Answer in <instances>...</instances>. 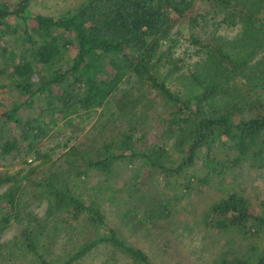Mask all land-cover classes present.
I'll return each mask as SVG.
<instances>
[{
  "label": "trees",
  "instance_id": "obj_1",
  "mask_svg": "<svg viewBox=\"0 0 264 264\" xmlns=\"http://www.w3.org/2000/svg\"><path fill=\"white\" fill-rule=\"evenodd\" d=\"M35 1L0 0V94H17L0 109V158L36 161L0 173V235L19 227L0 264H87L95 250L108 253L100 264H156L129 234L149 242L183 199L229 172L264 169V0H214L222 22L241 27L231 40L190 35L202 48L194 68L175 57L172 35L197 0H82L57 16L33 12ZM144 98L162 107L146 143L147 115L132 114ZM109 105L85 143L56 158L43 151L59 124L101 119ZM125 163L158 173L163 197L133 196L141 171L119 187ZM93 173L104 180L90 186ZM243 191L201 215L208 229L250 240L214 264H264V199L256 210ZM34 202L46 204L43 217Z\"/></svg>",
  "mask_w": 264,
  "mask_h": 264
},
{
  "label": "rangeland",
  "instance_id": "obj_2",
  "mask_svg": "<svg viewBox=\"0 0 264 264\" xmlns=\"http://www.w3.org/2000/svg\"><path fill=\"white\" fill-rule=\"evenodd\" d=\"M81 1L36 0L31 8L35 13L57 16L62 11L74 7ZM214 3V0H197L192 10L193 12L187 16L188 18L181 20L173 30L172 40L176 44L175 57L184 60L191 68H194L193 66L199 62L202 48L191 42L188 38L190 35L195 34L205 40H209L214 35L231 40L239 33L241 25L222 22L224 15L215 13ZM16 95L13 92L0 94V109L2 110L3 107L12 103ZM138 95L139 91H136V96L138 97ZM149 99L144 98L142 100L144 104H139L136 108L137 112L136 110L132 112L135 117H138L142 111L147 115V118H144V126L147 128L145 133L149 138L142 140V143H146L147 141L152 142L154 139L153 135L156 130L157 118L162 112L161 105L155 103L151 106ZM145 105L146 108L144 109ZM108 109H111L110 105L105 108V116L101 119L98 118V115L102 110H99V113L92 114L91 118L74 119V117H71L73 118L71 124H59L52 130V133H50L43 143V151L50 153L53 155V158H56L61 152H66L75 145L85 143L92 137L91 135H95L97 132V124L108 122L105 121L107 119L106 116L110 115V110ZM105 130V127L100 129L101 134H106L107 131L104 133ZM13 156L0 158V173L8 172L9 175H14L24 167L25 162L28 165L36 164L34 157L30 156L24 159L21 155ZM140 164L128 165L125 163L120 165L121 177L118 180V186H124L130 176L134 175L136 171H141V176L138 179L139 185L137 184L132 188L133 196L137 197L140 192L145 194L151 191L154 197H163V178L156 172L148 174L146 168H138ZM230 173L226 176L222 186H213L201 195L196 192L193 198L189 197L180 201L179 205H177L178 211L175 214V219L172 220L173 222H167L158 231H150L149 242L146 240L148 234H144L146 238L140 234L137 236L129 234L131 241L134 243L139 242L140 247L154 258L153 260L156 264H214L219 255L224 254L230 247H233L238 253H244L250 246V240H244L229 233L210 230L201 220L202 213L229 189L236 190L237 192L245 190L243 193L246 198L251 201L256 210H260L259 203L264 199V169H256L252 172L248 171V169H243L242 171ZM221 179L222 176H220L217 182H221ZM99 180L101 182L104 178L99 177L97 174L95 175V173L87 179L90 186L97 184ZM45 209L46 204L38 202H34L31 208L38 217L44 216ZM110 221L113 225H120L118 219H115L113 216L110 217ZM18 234L19 227L13 224L0 235V245L14 241ZM63 242L65 241H61L60 245ZM107 255L108 253L105 250H95L87 258V264H100L105 260ZM20 264H33V261L28 256L22 258Z\"/></svg>",
  "mask_w": 264,
  "mask_h": 264
}]
</instances>
